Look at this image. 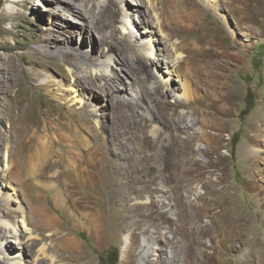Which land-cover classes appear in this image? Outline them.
<instances>
[{"label":"rangeland","instance_id":"obj_1","mask_svg":"<svg viewBox=\"0 0 264 264\" xmlns=\"http://www.w3.org/2000/svg\"><path fill=\"white\" fill-rule=\"evenodd\" d=\"M32 1L41 5L44 2ZM95 1L107 3V0ZM197 2L199 10L204 14L203 20L214 28L212 30L214 48L221 52L223 61L227 63L226 74L231 77L234 87L232 89L237 93V97L231 112L216 121L212 120L203 135L211 147L225 158L222 170L213 171L212 174L204 172L194 179H187V175L182 173L184 165L176 167L171 165L173 163H170V160H164V155L170 154L166 146L169 144V134L173 132L169 118L176 119L177 116L168 109L161 110L155 117L151 116L148 110L152 108L154 101L151 103L150 98L143 93L148 86L151 89L158 86L160 93L153 98L166 99L169 103L183 102L184 94L190 97L196 94L204 95L205 88L195 79L196 70L189 69L193 61L189 60L188 53L177 52L178 55L174 52L173 43H178V39L167 41L166 46L170 51L169 59H176L175 62L182 63L179 76L174 72L175 66L168 68L166 60L156 55L155 47L158 44L155 40L164 38V34L158 32L157 36L148 37L145 33L138 34L134 31L132 33L131 30L145 31L147 27L133 19L138 14L130 11L124 15L121 10L122 1H115L113 27L116 46L113 58L109 55L102 56L99 58L101 63L99 61L94 68L92 66L87 71L93 75L103 71L110 74L117 72L124 76V72L118 70L121 58L138 54L143 62H146L148 71L142 73L135 71V77L140 78V85L143 87L138 84L133 87L127 86L125 96L134 95V90L144 95L145 99H141L139 107L136 108L137 113L146 120V125H141L132 121L129 111L123 115H113L109 109L104 108L102 101L90 102L91 107L88 111L79 109L80 105L87 101V97L75 86L72 69L62 59L51 61L42 56L26 53L28 48L43 47L40 40L50 36L53 28L50 22L52 15L36 5L33 10L30 8L23 10L12 0H0V58L15 60L20 80L18 88L21 90V94L16 97L17 100L13 92L11 101L4 99V103L15 112V106L23 95L32 98L33 106L25 120L36 122L40 128L43 127L46 117L58 115L61 120L72 119L78 124L87 118L97 129L102 142L110 146L109 152L98 166L104 175L101 179L95 177L79 181L78 178L74 180L57 178L55 175L57 169L46 170L35 177H26L21 169L22 159L27 148L34 144V140L26 145L21 140V133L17 134L10 130L6 118L0 123V199L3 200V204L8 202L7 206L13 213L11 217L0 213V224H9L11 231V234L2 239L14 240L11 237L14 232L10 228L15 224L19 226L21 241L25 243L21 251L15 244L9 243L11 248L6 252L8 262L16 264L22 257L26 261L25 264H41V261H45V264H66L64 262L66 259L60 255L59 250L63 245H67V240H71L84 248L88 264H124L134 240L139 244L146 240L151 247L146 252L149 258L154 260L161 254L173 255L177 264H186L184 255L187 253L177 244L182 241V236L176 225H179L185 210L198 225L205 223L215 227L219 225L214 215L210 216L197 207H190L198 196L207 192L206 182L212 180L217 184L216 189L224 187L225 193L231 196V205H226L225 214L228 216L235 213L237 203L243 215L241 224L244 243L241 250L236 252L234 248L222 246L219 261L226 263L231 261L229 264H264V0H215V4L218 5L215 15L204 8L207 2L199 0ZM150 9L147 4L145 11H150L151 15L146 18L155 25L157 17H154ZM16 10L22 13V17L11 14ZM71 19L81 22L77 17L72 16ZM71 24L74 22L71 21ZM71 30L75 31V42L72 46L77 50L94 53L92 50L95 45L97 50L99 47L101 51H105L107 45L105 46L95 33H84L81 28ZM110 31L111 28H104L105 35L108 36ZM238 44L242 49L238 56H235L233 54L237 51ZM94 54L98 55L96 49ZM76 59L77 63H80L79 57ZM107 60L111 68H115L113 71L102 63ZM36 71L42 72V77L37 81L31 77ZM80 71L79 69L77 72ZM61 72L68 74L69 79L62 78ZM126 80L131 81V78ZM4 81L0 74V89L4 87ZM43 82L48 85V92L40 87L39 84ZM168 85L173 90L170 89L167 94ZM214 108L216 115L218 108L216 106ZM193 109V106H182L177 109L184 117L181 137L194 132L197 127V116ZM66 111L73 112L69 118ZM186 126L189 129H186ZM154 129L162 133L158 149L152 148L148 151L146 136ZM43 133L41 135L49 138L55 137L54 127L45 128ZM83 137L92 144V139L88 135L83 134ZM118 144H124L125 147L121 149ZM205 146V141L196 136L194 141L196 150ZM85 147V143H81L79 147L72 149L71 155L82 154ZM148 153H155L156 162L147 164L143 160H137L138 158L125 159V156H130L129 154L139 157ZM196 156L204 162L207 161L201 152ZM70 165L69 161L65 163L67 170ZM30 167L34 171L39 170L35 162ZM173 170L179 172L175 173ZM90 194L92 195L87 197ZM91 197H95L98 202L91 203L93 202ZM79 200L84 201L80 210L89 208L108 210L103 219H98L99 230L96 236L89 231L92 217H83L76 212L78 208L75 202ZM36 208H42L41 210L56 222V225L47 227L43 234L35 229L37 224L41 223L37 219ZM219 210L220 208H215L212 213ZM124 215L128 217L122 223L121 217ZM164 218L171 220V224L164 222ZM191 222L186 224L187 227H191ZM102 227L104 230L101 231ZM221 237L220 234L215 237V234L210 232L203 240L209 245L211 238L214 240ZM18 253L21 256L16 258Z\"/></svg>","mask_w":264,"mask_h":264},{"label":"bare ground","instance_id":"obj_2","mask_svg":"<svg viewBox=\"0 0 264 264\" xmlns=\"http://www.w3.org/2000/svg\"><path fill=\"white\" fill-rule=\"evenodd\" d=\"M115 1L116 0H107V3H103L100 1L96 2L95 0H44L43 5H41L39 3H33L32 0H12L16 6L23 10L27 8L33 10L36 5L41 7L43 11L49 12L52 15V21L50 22L53 28L51 29L50 36L40 40L43 47L28 48V52L26 53L42 56V58L51 61L62 59L63 62L72 69L75 86L83 95L86 94L87 97V101L84 102L83 105H80L81 107L79 109L88 111L90 109L89 107H91L90 102L102 101L104 108L109 109L113 115H123L126 111H129L133 122L146 125V120L143 116H140L136 110V108L139 107L141 99H145L144 95L138 94V92H136L137 90H134V95L130 94V97L125 96L127 86L133 87L138 84L141 88L143 87L140 85V78L135 77V71L141 73L148 71L146 62H143L138 54L121 58L118 70L119 72H124V76H121L117 72H111L112 74H110L103 71L93 75L91 72L87 71L89 68H92V66L94 68V65L99 63V61L101 63V60H99L100 57L109 55V57L113 58V51L116 46H114L116 37L113 27L115 21ZM121 1V10L124 12V15L130 11L138 14V16H132L134 17L133 19H135L137 23L146 25L147 27V29H144L145 31L137 29L131 30L132 33L133 31L138 34L145 33L148 37H155L158 32L164 34V38H156L155 40L158 44L155 47L156 55L162 56V58L166 60L165 64L168 68L175 66L174 72L178 73V76L182 68V63L175 62L176 59H169L170 51L167 49L166 42L173 39L179 40L178 43H173L174 52H178L179 54L184 52L188 53L189 60L193 61V65L190 66L189 69L196 70V82L205 88L204 95L196 94L190 97L184 94L183 102L175 101L173 103H169L166 99L153 98V96L159 95L160 93V88L158 86L152 89L148 86L143 90V93L150 98L151 103L154 101L152 108L148 110L151 116L155 117L161 110L167 109L171 110L172 114L177 116L176 119L172 117L169 118L173 132L169 134L170 142L168 141L169 144L166 146L170 154L169 156L164 155V160H170V163H173L171 165H175L176 167L180 164L184 165L182 173L187 175V179H194L204 174V172H208L209 174H212L213 171L220 172L225 165V158L211 147L208 143V139H204L203 135H205L207 129L210 127L209 124L212 120L216 121L221 117L227 116L231 112L237 93L232 89L231 77L226 74L228 69L227 63L222 59L223 55L214 48L212 38V30H214V28L203 20L202 17H204V14L198 8V0ZM199 1L207 2L204 4V8L210 10L213 15L216 14L218 5L215 4V0ZM147 4H149L154 17H157L155 25H153V22L147 21L146 17L151 15L150 11H145V6ZM13 13L22 17V13H20L19 10L11 12V14ZM72 16L77 17L81 22L74 21L71 19ZM71 21L72 23L74 22V24H71ZM106 27L111 28L108 36L105 35L104 32V28ZM71 28H74V30L75 28H81L84 30V33H95L98 35L101 42L105 46L107 45V47L104 48L105 51H101L99 47L97 50L95 45L92 51L95 53L96 49L98 55L77 50L72 46L75 42V31H72ZM163 39H165V41H163ZM122 40L124 41L125 39ZM241 49L242 47L238 44L237 51L233 55L238 56V52ZM77 57H79L80 63H77ZM114 61H116L115 58ZM157 62H159V59ZM102 63L108 68L110 67V71L115 69L111 68L112 66H110L108 60ZM160 63L162 64V60H160ZM79 69L81 71L78 73L77 71ZM17 72L18 66L13 58H0V74L5 79V85L0 89V123H3L6 118L10 130L17 134L21 133V140H23L22 142L26 145H29L34 140V144L28 148L26 147L27 150L25 155H22L23 165L21 169L24 175L26 177H35L37 174L44 173L46 170L51 171L57 169V171H55L57 178H68V180L78 178L79 181H84L87 178L95 179V177H100L101 179L104 175H102L101 168H98V166H100L105 154L109 152L110 146L102 142V139L97 134V129L91 124L89 119L84 118L82 123L78 124L72 119L68 121L61 120V117L58 115L50 118L46 117L43 127L40 128L39 124L36 122L30 121L29 119L25 120V117L27 118V113L33 106L32 98H27L23 95L21 101L19 100L17 102L18 104L15 106V112L4 103V99L11 101L13 92L15 100H17V95L21 94V90L18 88L19 78ZM60 75L65 80L69 79L68 74L61 72ZM31 77L37 81L42 77V72L36 71ZM126 78H131V81H127ZM171 82H173V80ZM39 85L42 89L47 91L48 85L46 82L40 83ZM14 88H17V90H14ZM170 89L173 90L169 88L168 85L167 94ZM51 98L57 101L56 98ZM182 106H193V112L197 116V127L195 131L186 133L184 137L180 136L183 130L182 122L184 121V117L177 112V109ZM215 106L218 108V114L216 115L214 112ZM72 113L71 111H66L67 118H69ZM137 118H139L138 121ZM47 127H54V138L41 135V133L45 132V128ZM216 127L215 125L214 129H216ZM117 128L119 129V127ZM186 129L189 128L186 126ZM83 134L88 135L92 139V144L86 141ZM161 134L160 130L154 129L146 136L148 151L152 148L155 150L158 149ZM196 136L205 141V148L196 150L194 147ZM81 143H85L86 145L82 154L71 155L72 149L79 147ZM118 147L123 149L125 146L124 144H118ZM198 152H201L202 156L207 159L206 162L197 158L196 155ZM249 153L252 155L254 154L253 152ZM129 155L130 156H125V159L130 158L131 160H136L138 158L137 160H143L147 164L156 162L155 153H148L139 157L137 155ZM4 157L7 159L5 154ZM67 161L71 164L68 170L65 166ZM34 162L39 169L38 171H34L30 167ZM173 171H175V173L179 172V170ZM118 175H120V173H118ZM206 183L207 192L204 195L198 196L190 207H197L207 215H214L218 219L219 225L217 227L210 226L208 223L198 225V223L189 216L188 211L185 210L179 225H176V228L180 231L182 236V241L177 244L181 250L183 249L187 253V255H184V262L186 264H229L231 261H229V263L222 262L221 260L219 261V254L222 250V246L234 248L236 252L241 250L244 243L241 224L243 215L240 206L236 203L235 213H231L227 216L224 209H226L227 204H230L231 196L225 193L224 187L216 189V182L209 180ZM91 195L92 194L87 197ZM91 199L93 200L91 203L98 202L95 197H91ZM2 202L3 200L0 199V213L6 217H11L13 213L9 206H7L8 202H4L5 204ZM83 204V200L75 202V206L78 208L76 212L83 217H92L89 231L96 236L99 230L98 219H103L108 210L100 211L97 208L80 210L79 208ZM215 208H220V210L216 213H212V210ZM41 209L36 208L37 219L41 223H38L35 229L41 231L43 234L47 231V227L56 225V222ZM220 213H223L221 217L219 216ZM127 215L130 216L129 214ZM127 215L121 217L123 220L122 223H124V220L128 217ZM164 219V222H167L169 225L171 224V220L168 218ZM189 221H192L191 227H187L186 225ZM8 226L9 224H0V264H12L8 262L6 253L11 248L9 243L15 244V247L19 249V251H21V248L25 247V243L21 241V230L18 225L15 226V224H12L10 228V230L14 232L11 237H13L15 241L2 239L8 234H11ZM102 230H104L103 227L101 231ZM210 232L214 233L215 237H218L219 234L222 235V237L214 240L211 238L210 244L207 245L203 237ZM135 243H137L136 240H134L133 244L129 247V253L124 264H177L173 255L163 256L161 254L154 260L149 258L146 255V252L151 248L149 247L148 241L144 240L143 244L137 243L136 246ZM59 252L60 255L64 256V259H66L64 261L66 264H88L86 261L87 254L84 248L76 241L67 240V245H63ZM18 254L16 258L21 256L20 253ZM25 262L26 261L20 257V260L16 262V264H25ZM41 264H45V261H41Z\"/></svg>","mask_w":264,"mask_h":264}]
</instances>
